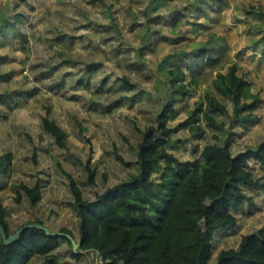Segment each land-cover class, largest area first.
<instances>
[{"label": "rangeland", "instance_id": "rangeland-1", "mask_svg": "<svg viewBox=\"0 0 264 264\" xmlns=\"http://www.w3.org/2000/svg\"><path fill=\"white\" fill-rule=\"evenodd\" d=\"M5 1L0 0L1 10ZM193 2L163 0L154 11L156 0H9L12 14L23 16L16 36L0 42V156H12L0 200L12 231L40 221L52 232L69 230L77 243L80 220L71 206V180L84 199L94 201L139 173L135 162L142 132L156 126L165 103L161 63L176 52L194 53L211 37L221 39V61L204 69L192 92L175 103L168 127L190 121L216 74L233 64L259 102L252 120L233 124L229 102L218 97L229 111L217 117L226 132L206 130L199 137L179 129L172 135V153L191 161L205 145L223 143L228 133L234 155L264 141V0H211L204 13L187 11ZM175 13L186 16L176 23ZM144 32L151 34V44L141 52ZM89 65L96 67L88 71ZM44 117L67 133L65 149L43 130ZM249 166L264 184V168L255 162ZM37 183L41 199L32 204L22 187ZM247 194L252 201L237 213V226L215 233L208 264L217 263L221 250L236 249L242 236L264 229V189ZM57 252L62 264H90L96 258L95 252L75 250L73 243ZM42 261L33 257L28 264Z\"/></svg>", "mask_w": 264, "mask_h": 264}, {"label": "trees", "instance_id": "trees-1", "mask_svg": "<svg viewBox=\"0 0 264 264\" xmlns=\"http://www.w3.org/2000/svg\"><path fill=\"white\" fill-rule=\"evenodd\" d=\"M211 0H194L191 9L204 13V6ZM163 0H156L154 11ZM0 9V42L15 37V27L22 23L21 14H12L9 0ZM185 13H175L178 22ZM149 48L151 34L142 35ZM221 39L198 44L194 53L180 51L167 56L160 65L165 77V103L157 114L156 126L142 132L135 164L139 173L127 181L109 188L94 201L82 197L79 188L71 180L74 201L71 203L79 223L80 246L77 250L95 252L105 264H208L213 253V240L217 231L237 226V213L251 204L249 190L264 184L254 179L250 162L264 168V141L255 148H248L236 155L231 151V135L223 143L207 144L199 156L191 161H180L173 153L172 135L187 128L203 137L206 130L226 132V124L217 117L229 114L227 106L219 98L229 102L232 123H246L253 119L259 96L251 91V84L238 75V67L230 65L226 73L218 72L202 101L190 114V121L177 128H169L168 122L175 116V103L188 96L204 69H213L220 61ZM1 64V63H0ZM95 65H89L88 71ZM185 68L188 70L186 71ZM189 76V79H188ZM8 82L9 77H4ZM84 77L78 80L82 84ZM123 84L132 86L127 79ZM204 124L202 127L201 124ZM42 128L60 149L66 148L67 133L48 117L42 119ZM214 138H217L216 135ZM121 161V157H119ZM12 156H0V191L3 179L11 171ZM128 165V164H126ZM92 183L94 172H89ZM32 204L41 199V187H22ZM6 208L0 200V224L6 235L12 231L6 221ZM27 224L42 225L40 221ZM61 233L73 235L67 229ZM67 237H53L32 229L23 232L19 240L4 245L0 237V264H28L33 257L43 259L42 264H62L57 250ZM77 259L78 254H73ZM216 264H264V229L241 237L236 249L221 250Z\"/></svg>", "mask_w": 264, "mask_h": 264}, {"label": "water", "instance_id": "water-1", "mask_svg": "<svg viewBox=\"0 0 264 264\" xmlns=\"http://www.w3.org/2000/svg\"><path fill=\"white\" fill-rule=\"evenodd\" d=\"M32 229H37V230L43 231L47 235L53 236V237H67L72 241L75 250H77L78 247L80 246V243H76L73 240L72 236H70L68 234L61 233V232H52V231H50L49 228L42 226V225H38V224H25L19 230H17L14 234L9 235V236L6 235L4 228L0 224V237H1V240L3 241L4 245H11V244H13L19 240V238L23 232H25L27 230H32Z\"/></svg>", "mask_w": 264, "mask_h": 264}, {"label": "built area", "instance_id": "built-area-1", "mask_svg": "<svg viewBox=\"0 0 264 264\" xmlns=\"http://www.w3.org/2000/svg\"><path fill=\"white\" fill-rule=\"evenodd\" d=\"M93 264H105L102 257L96 253V258L93 262Z\"/></svg>", "mask_w": 264, "mask_h": 264}, {"label": "crops", "instance_id": "crops-1", "mask_svg": "<svg viewBox=\"0 0 264 264\" xmlns=\"http://www.w3.org/2000/svg\"><path fill=\"white\" fill-rule=\"evenodd\" d=\"M80 241V238H79V240L77 241V243ZM93 258V257H92ZM92 261V260H91ZM90 264H93V263H90Z\"/></svg>", "mask_w": 264, "mask_h": 264}]
</instances>
